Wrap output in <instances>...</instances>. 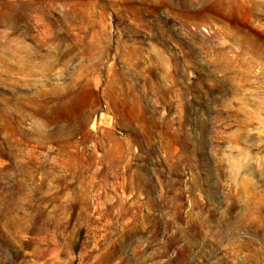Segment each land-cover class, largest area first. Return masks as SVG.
<instances>
[{"label": "rangeland", "instance_id": "374dc122", "mask_svg": "<svg viewBox=\"0 0 264 264\" xmlns=\"http://www.w3.org/2000/svg\"><path fill=\"white\" fill-rule=\"evenodd\" d=\"M0 264H264V0H0Z\"/></svg>", "mask_w": 264, "mask_h": 264}]
</instances>
